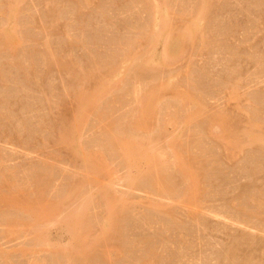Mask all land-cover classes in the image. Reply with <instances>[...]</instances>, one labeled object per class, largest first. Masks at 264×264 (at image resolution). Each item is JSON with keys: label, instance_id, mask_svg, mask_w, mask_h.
<instances>
[{"label": "rangeland", "instance_id": "1", "mask_svg": "<svg viewBox=\"0 0 264 264\" xmlns=\"http://www.w3.org/2000/svg\"><path fill=\"white\" fill-rule=\"evenodd\" d=\"M8 1L0 264H264V0Z\"/></svg>", "mask_w": 264, "mask_h": 264}, {"label": "bare ground", "instance_id": "2", "mask_svg": "<svg viewBox=\"0 0 264 264\" xmlns=\"http://www.w3.org/2000/svg\"><path fill=\"white\" fill-rule=\"evenodd\" d=\"M13 1H14V0H13ZM13 1H8V6H11V5H12L11 3L14 4L15 2H13ZM15 1H16V0H15ZM5 4H6V2H5ZM15 5H16V4H15ZM2 8H3V7H2ZM11 8H12V7H11ZM17 10H18V9H17ZM160 24H162V23H160ZM158 25H159V24H158ZM161 29H162V28H161ZM163 29H164V28H163ZM162 32H163V31H162ZM156 38H157V37H156ZM5 40H6V39H5ZM2 41H3V40H2ZM157 41H158V40H157ZM163 42H164V41H163ZM154 43H155V42H154ZM3 44H4V42H3ZM45 57H46V56H45ZM47 58H48V57H47ZM144 58H145V57H144ZM144 58H143V59H144ZM149 58H150V57H149ZM166 58H167V57H166ZM122 59H123V58H122ZM125 59H126V58H125ZM144 60H145V59H144ZM144 62H146V61H144ZM146 64H149V63H146ZM145 67H146V66H145ZM116 68H119V67L117 66ZM146 68H147V67H146ZM150 68H151V67H150ZM147 69H148V68H147ZM117 70H118V69H116L115 72H116ZM118 71H119V70H118ZM115 72H113V73H115ZM119 72H120V71H119ZM115 80H116V79H115ZM160 94H161V93H160ZM149 95H150V94H149ZM120 101H121V100H120ZM91 103H92V102H91ZM112 103H113V102H112ZM144 106H145V105H144ZM111 111H112V110H111ZM134 111H135V110H134ZM138 114H139V113H138ZM102 115H103V114H102ZM106 115H107V114H105V116H106ZM109 117H110V116H109ZM105 119H106V118H105ZM144 119H145V118H144ZM119 120H120V119H119ZM142 120H143V119H142ZM126 121H127V120H126ZM145 121H146V120H145ZM109 122H110V121H109ZM133 122H134V121H133ZM148 122H149V121H148ZM113 123H114V122H113ZM124 123H125V122H124ZM124 123H123V124H124ZM141 123H142V122H141ZM107 124H108V123H107ZM142 124H144V123H142ZM147 124H148V123H147ZM148 126H149V125H148ZM63 130H64V129H63ZM113 130H115V129H113ZM141 130H142V129H141ZM108 131H109V130H108ZM137 131H138V130H137ZM63 134H64V133H63ZM112 134H114V133H112ZM112 136H113V138H115L114 135H112ZM116 136L119 137L118 135H116ZM113 138H112V141H111L112 145L116 146V143H117V145H118V140H117L116 138H115V139H113ZM106 139H107V138H106ZM119 139H120V138H119ZM108 140H109V138H108ZM108 140H107V141H108ZM127 143H129V142H127ZM109 144H110V142H109ZM110 145H111V144H110ZM128 146H129V145H128ZM112 147H113V146H112ZM117 147H118V146H117ZM111 149L113 150L114 148H111ZM120 149H122V148H120ZM118 152H119V151H118ZM114 153H115V152H114ZM114 153H113V154H114ZM118 154L120 155V152H119ZM119 155H118V156H119ZM115 156H116V155H115ZM94 157H95V156H94ZM116 157H117V156H116ZM121 157H122V156H121ZM122 158H123V157H122ZM89 162H90V161H89ZM97 168H98V167H97ZM147 173H148V172H147ZM149 173H150V171H149ZM147 175H148V174H147ZM149 176H150V175H149ZM142 177H143V176H142ZM152 178H153V177H152ZM168 178H169V177H168ZM148 179H150V178H148ZM159 179H160V178H159ZM149 181L152 182L151 180H149ZM164 182H165V181H164ZM166 183H167V182H166ZM40 184H41V183H40ZM149 184H150V183H149ZM164 184H165V183H164ZM46 185H47V184H46ZM167 186H168V185H167ZM164 187H165V185H164ZM39 188H40V187H39ZM165 189H166V188H165ZM169 189H170V188H169ZM167 190H168V189H167ZM169 191H170V190H169ZM170 192H171V191H170ZM38 195H40V194H38ZM14 197H15V196H14ZM38 201H39V200H38ZM41 203H42V201H41ZM48 204H49V203H48ZM28 206H29V205H28ZM14 207H15V206H14ZM81 207H82V206H81ZM29 208H30V207H29ZM33 208H34V207H33ZM83 208H84V207H83ZM20 209H21V208H20ZM37 209H38V208H37ZM49 209H50V208H49ZM53 209H54V208H53ZM59 209H60V208H59ZM81 209H82V208H81ZM81 209H80V211H79L80 213H81ZM84 209H85V208H84ZM84 209H82V210H84ZM72 210H73V209H72ZM50 211H51V209H50ZM50 211H49V212H50ZM113 211H114V209H113ZM113 211H112V212H113ZM49 212H48V214H49ZM85 212H86V211H85ZM85 212H84V213H85ZM109 212H110V211H109ZM112 212H111V213H112ZM53 213H54V212H53ZM71 213H72V212H71ZM74 213H75V211H74ZM80 213H78V214H80ZM84 213H81L80 215L84 216V215H83ZM85 214H86V213H85ZM112 214H113V213H112ZM72 215H74V214H72ZM75 215H76V214H75ZM80 215H78V216H79L80 219H81V216H80ZM44 216H45V215H44ZM65 216H66V215H65ZM78 216H77V217H78ZM112 217H113V216H112ZM46 218H47V217H46ZM46 218H45V219H46ZM85 218H86V216H85ZM78 219H79V218H78ZM112 219H113V218H111V220H112ZM36 220H37V219H36ZM70 220H71V218H70ZM80 221H82L81 223L85 222V221H83V220H79V222H80ZM13 222H14V221H13ZM18 222H19V221H18ZM61 222H62V221H61ZM76 222H77V221H76ZM112 222H113V221H112ZM20 224H21V223H20ZM49 224H50V223H49ZM79 225H80V224H79ZM87 225H88V224H87ZM84 226H85V225H84V223H83V224H82V230H83ZM37 227H38V226H37ZM76 227H77V226H76ZM87 227H89V226H87ZM87 227H86V228H87ZM80 228H81V227H80ZM86 228H84V229L86 230ZM80 230H81V229H78V231H80ZM39 231H40V230H39ZM86 231H87V230H86ZM83 232H84V231H83ZM75 233H76V232L74 231V234H75ZM79 233H80V232H79ZM84 233H85V232H84ZM84 233H83V234H84ZM86 234H87V233H86ZM76 235H77V234H76ZM81 235H82V233L80 234V236H81ZM84 235H85V234H84ZM75 237H76V236H75ZM37 238H38V236H37ZM78 238H79V237H78ZM43 240H44V238H43ZM40 241H41V240H40ZM47 242H48V241H47ZM76 243H77V242H76ZM78 243H79V242H78ZM67 245H68V244H67ZM69 246H70V245H69ZM97 246H98V245H97ZM65 247H66V246H65ZM57 249H58V248H57ZM59 253H60V252H59ZM73 253H74V252H73ZM103 254H104V253H103ZM148 260H149V259H148ZM148 264H150V263H148Z\"/></svg>", "mask_w": 264, "mask_h": 264}]
</instances>
